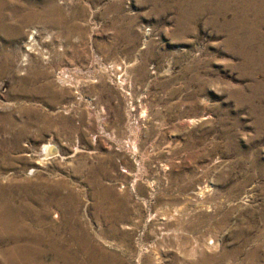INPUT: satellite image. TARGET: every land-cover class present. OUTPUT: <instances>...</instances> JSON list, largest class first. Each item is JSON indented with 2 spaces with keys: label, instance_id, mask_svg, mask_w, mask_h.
Returning <instances> with one entry per match:
<instances>
[{
  "label": "rangeland",
  "instance_id": "obj_1",
  "mask_svg": "<svg viewBox=\"0 0 264 264\" xmlns=\"http://www.w3.org/2000/svg\"><path fill=\"white\" fill-rule=\"evenodd\" d=\"M28 241L264 264V0H0V264Z\"/></svg>",
  "mask_w": 264,
  "mask_h": 264
},
{
  "label": "bare ground",
  "instance_id": "obj_2",
  "mask_svg": "<svg viewBox=\"0 0 264 264\" xmlns=\"http://www.w3.org/2000/svg\"><path fill=\"white\" fill-rule=\"evenodd\" d=\"M57 152V149L55 148V147H51V146H49V147H46L45 148V150L42 152L43 154H44V156H46L47 155V157H48V155H52V154H55ZM43 157V156H42ZM44 159V158H43ZM12 216L10 215V214H6V215H4L3 217H2V221L1 222H3V223H6V222H12V218H11ZM32 226H33V224H32ZM33 229V227L31 228V230ZM31 230H26V232L27 231H31ZM39 234H37L36 233V237L35 238H39ZM17 237V236H16ZM16 240H18V237L16 238ZM39 243V242H38ZM41 244V243H40ZM29 245H30V242L28 241V242H26L25 243V248H23V246H22V248H21V250L23 251V253H24V255H17L16 257L18 258V260H19V262L22 264V260L25 258V256H27L26 254H25V251L24 250H26L28 247H29Z\"/></svg>",
  "mask_w": 264,
  "mask_h": 264
}]
</instances>
